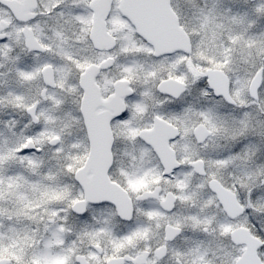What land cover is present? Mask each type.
Wrapping results in <instances>:
<instances>
[{"label": "snow or ice", "instance_id": "obj_1", "mask_svg": "<svg viewBox=\"0 0 264 264\" xmlns=\"http://www.w3.org/2000/svg\"><path fill=\"white\" fill-rule=\"evenodd\" d=\"M0 264H264V0H0Z\"/></svg>", "mask_w": 264, "mask_h": 264}]
</instances>
